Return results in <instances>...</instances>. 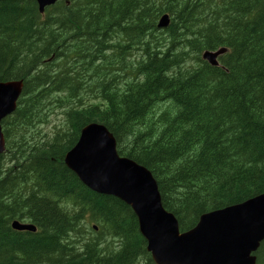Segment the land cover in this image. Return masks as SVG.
<instances>
[{
	"label": "trees",
	"instance_id": "16d2710c",
	"mask_svg": "<svg viewBox=\"0 0 264 264\" xmlns=\"http://www.w3.org/2000/svg\"><path fill=\"white\" fill-rule=\"evenodd\" d=\"M45 12L0 0V80L25 78L3 122L0 264H153L130 207L64 163L90 122L151 171L181 230L264 191V0H59ZM219 47L218 65L201 57ZM256 253L264 264V241Z\"/></svg>",
	"mask_w": 264,
	"mask_h": 264
},
{
	"label": "water",
	"instance_id": "95a60500",
	"mask_svg": "<svg viewBox=\"0 0 264 264\" xmlns=\"http://www.w3.org/2000/svg\"><path fill=\"white\" fill-rule=\"evenodd\" d=\"M40 8L53 0H37ZM168 24L167 15L159 26ZM222 52L206 51L203 58L217 64ZM21 82H0V119L15 108ZM64 162L90 189L114 195L131 206L156 264H254V251L264 238V193L224 209L204 213L195 227L179 233L175 217L164 210L157 184L142 165L116 152L115 138L105 126L90 123ZM4 140L0 127V152ZM18 230L34 226L13 221Z\"/></svg>",
	"mask_w": 264,
	"mask_h": 264
},
{
	"label": "bare ground",
	"instance_id": "6f19581e",
	"mask_svg": "<svg viewBox=\"0 0 264 264\" xmlns=\"http://www.w3.org/2000/svg\"><path fill=\"white\" fill-rule=\"evenodd\" d=\"M57 1H59V0H53V4H55ZM66 3H69V0H64ZM203 8V7H202ZM142 10V9H141ZM221 10V9H220ZM144 11V10H143ZM139 12V11H138ZM142 12V11H141ZM145 14V13H144ZM179 14V13H178ZM138 15H139V13H138ZM163 15H167V17H168V24L166 25V26H159L158 24H159V22H160V19H161V17L163 16ZM26 16V15H25ZM147 16V15H146ZM120 17V16H119ZM169 22H170V17H169V15H168V13H164V14H161L160 15V17L158 18V20H157V27L159 28V29H165V28H167L168 27V25H169ZM145 23V22H144ZM253 23V22H252ZM137 25V24H136ZM115 26V25H114ZM120 27V26H119ZM134 27V26H133ZM14 28V27H13ZM122 30V29H121ZM14 31V30H13ZM123 32V31H122ZM129 33H131V32H129ZM141 33V32H140ZM261 33V32H260ZM1 34V33H0ZM124 36V35H123ZM137 36V35H136ZM125 37V36H124ZM129 38V37H128ZM127 39V38H126ZM137 39V38H136ZM98 41V40H97ZM242 41H244V38H243V40ZM129 43V42H128ZM117 44V43H116ZM245 45V44H244ZM27 46H28V43H27ZM128 46V45H127ZM107 47V46H106ZM105 47V48H106ZM128 48V47H127ZM103 49V48H102ZM122 49V48H121ZM123 52V51H122ZM117 54H119V53H117ZM116 54V55H117ZM120 54H122L121 52H120ZM119 54V55H120ZM127 54V53H126ZM123 55V54H122ZM124 55H125V53H124ZM99 56V55H98ZM241 58V57H240ZM204 60H206L207 61V59H204ZM208 62V61H207ZM41 74V73H40ZM43 76V75H42ZM54 77V76H53ZM58 78V77H57ZM59 79V78H58ZM57 79V80H58ZM60 79H62V78H60ZM56 80V79H55ZM61 81V80H60ZM261 81V80H260ZM228 82V81H227ZM61 84V83H60ZM77 86V85H76ZM72 89H73V87H72ZM77 88H75L74 90H76ZM180 90V89H179ZM77 91V90H76ZM200 95V94H199ZM201 103V102H200ZM161 104V103H160ZM202 104V103H201ZM156 106V105H155ZM233 106H235V105H233ZM154 107V106H153ZM161 107V106H160ZM199 107V106H198ZM159 108V107H158ZM158 108H157V110H158ZM162 109V108H161ZM136 113V112H135ZM128 117V116H127ZM90 123H97V124H101V123H98V122H90ZM90 123H88V124H90ZM88 124H86L85 126H83L82 128H81V130L83 129V128H85ZM101 125H103V124H101ZM103 126H105V125H103ZM106 127V126H105ZM107 129V128H106ZM81 130H80V132H81ZM108 130V129H107ZM109 131V130H108ZM239 133V132H238ZM152 134V133H151ZM246 135V134H245ZM255 137V136H254ZM81 138V136H80V133H79V136H78V139H77V141L79 140ZM253 138V137H252ZM242 139V138H241ZM77 141H76V143H77ZM75 143V144H76ZM75 144L73 145V146H75ZM71 149V148H70ZM69 149V150H70ZM68 150V151H69ZM38 151V150H37ZM67 151V152H68ZM67 152H66V154H67ZM28 157V159L30 158L29 157V155L27 156ZM26 157V158H27ZM41 157V156H40ZM65 157V156H64ZM53 158V157H52ZM126 158H128V157H126ZM25 159V158H24ZM24 159L22 160V162L24 161ZM128 159H130V158H128ZM130 160H132V159H130ZM33 161V160H32ZM134 161V160H133ZM135 162V161H134ZM65 163V162H64ZM143 166V165H142ZM24 168V167H23ZM146 168V167H145ZM147 169V168H146ZM71 170V169H70ZM75 175H76V177L78 178V180L80 181V179H79V177L77 176V173L75 172V171H73V170H71ZM81 182V181H80ZM82 183V182H81ZM83 184V183H82ZM87 187V186H86ZM88 188V187H87ZM90 190H92V189H90ZM92 191H94V190H92ZM96 192V191H95ZM96 193H99V194H105V195H111V194H107V193H101V192H96ZM111 196H113V195H111ZM114 197V196H113ZM61 203V202H60ZM13 221H17V222H22V221H19V220H17V219H14ZM13 221L11 222V224L13 223ZM22 223H25V224H27V225H31V226H35L32 222H22ZM72 232V231H71ZM56 239V238H55ZM62 244V243H61ZM68 244V243H67ZM147 245H148V243H147V241H146V251H148L147 250ZM53 246V245H52ZM68 247V246H67ZM56 248V247H55ZM54 250V249H53ZM74 253V252H73ZM140 253V252H139ZM43 259V258H42ZM51 260V259H50ZM60 263V262H59Z\"/></svg>",
	"mask_w": 264,
	"mask_h": 264
},
{
	"label": "rangeland",
	"instance_id": "374dc122",
	"mask_svg": "<svg viewBox=\"0 0 264 264\" xmlns=\"http://www.w3.org/2000/svg\"><path fill=\"white\" fill-rule=\"evenodd\" d=\"M51 118L55 120V119L58 118V116H52ZM52 123H54V122H52ZM48 126H50V124H48ZM51 126H52V125H51ZM56 127H57V128H61V127H62V121H59V123L56 125Z\"/></svg>",
	"mask_w": 264,
	"mask_h": 264
}]
</instances>
